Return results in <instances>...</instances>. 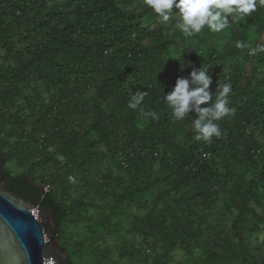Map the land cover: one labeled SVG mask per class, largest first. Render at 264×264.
<instances>
[{
	"label": "trees",
	"instance_id": "obj_1",
	"mask_svg": "<svg viewBox=\"0 0 264 264\" xmlns=\"http://www.w3.org/2000/svg\"><path fill=\"white\" fill-rule=\"evenodd\" d=\"M178 20L146 0H0V178L51 209L59 241L73 234L60 242L67 264H110L117 248L120 262L126 235L151 264L176 250L186 264H264V52L250 54L264 45V6L191 37ZM199 67L213 102L216 85L232 86L235 114L210 142L195 139V113L176 120L164 99ZM83 235L112 245L84 257Z\"/></svg>",
	"mask_w": 264,
	"mask_h": 264
},
{
	"label": "clouds",
	"instance_id": "obj_2",
	"mask_svg": "<svg viewBox=\"0 0 264 264\" xmlns=\"http://www.w3.org/2000/svg\"><path fill=\"white\" fill-rule=\"evenodd\" d=\"M147 5L158 15L161 22L172 19L173 12L179 16L175 28L186 37H191L207 28L212 32H221L229 27L230 22L238 21L256 11L258 4L264 6V0H146ZM238 48H246L247 44L237 41ZM264 52V45L252 48L250 54ZM181 63V71L185 68ZM212 76L205 68H193L187 77L180 76L164 99L172 110L176 120H183L189 113H195L193 126L197 141L210 142L213 137L221 135L217 121L225 116L235 114V109L229 107L231 84L216 85L218 94L212 100L210 85ZM145 92H137L128 104L136 109L144 100ZM153 118L156 113H149Z\"/></svg>",
	"mask_w": 264,
	"mask_h": 264
},
{
	"label": "water",
	"instance_id": "obj_3",
	"mask_svg": "<svg viewBox=\"0 0 264 264\" xmlns=\"http://www.w3.org/2000/svg\"><path fill=\"white\" fill-rule=\"evenodd\" d=\"M8 183L9 177L0 178V264H67L51 209L15 196Z\"/></svg>",
	"mask_w": 264,
	"mask_h": 264
},
{
	"label": "rangeland",
	"instance_id": "obj_4",
	"mask_svg": "<svg viewBox=\"0 0 264 264\" xmlns=\"http://www.w3.org/2000/svg\"><path fill=\"white\" fill-rule=\"evenodd\" d=\"M71 181H73V179H71ZM47 189L48 186H45ZM73 228V227H72ZM73 235V234H72ZM72 235L71 233L69 234L68 233H65L64 235H60V242H64V243H69L70 239H72ZM122 238H119L120 241H124V256L125 258H122L120 260V262L118 261V248H117V251H115L116 253L113 254L112 256V261L110 264H117V262H119V264H151L152 262H147V259L144 258L143 254L145 253V250L143 249V247L145 246L143 241L141 240L142 238L140 237H137L135 235H126V236H121ZM261 237V242H264V233L260 236ZM82 239H85L86 241L88 240L89 242L87 243L86 247L81 251L80 255L84 256L85 255H100L102 253V251L104 250V246L105 247H108L109 245H112L111 242L109 241H106L105 245H103L101 239H99L98 244H96L98 246V249H96V245L95 242L96 240L92 239L91 238H87L85 235L81 236ZM210 237H208V235H204V237L201 239V243L200 244H203L202 241H208ZM94 241V243L92 244V247L93 249H89L90 247V244L91 242ZM143 246V247H140V249H137L138 246ZM103 248V249H102ZM96 249V250H95ZM114 250V248H113ZM197 254L196 256L197 257H202L204 254L203 250L202 249H198L197 250ZM70 253L72 255V259L74 260V262H76V258L75 255H73V252H72V249H70ZM174 253V259H172L170 261V264H186L185 262V258H184V252L182 250H176L173 252ZM147 255V254H145ZM154 255V254H153ZM149 256V255H148ZM152 256V255H151ZM131 257V259H130ZM146 257V256H145ZM137 258H140L139 261H137L136 259ZM145 260H146V263H145ZM82 264H99V260L98 259H94V260H90L89 258L85 257L82 259Z\"/></svg>",
	"mask_w": 264,
	"mask_h": 264
},
{
	"label": "flooded vegetation",
	"instance_id": "obj_5",
	"mask_svg": "<svg viewBox=\"0 0 264 264\" xmlns=\"http://www.w3.org/2000/svg\"><path fill=\"white\" fill-rule=\"evenodd\" d=\"M9 187V186H8ZM20 198H22V197H20ZM25 202H27V203H30L28 200H26V199H24V198H22Z\"/></svg>",
	"mask_w": 264,
	"mask_h": 264
}]
</instances>
